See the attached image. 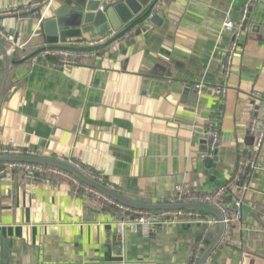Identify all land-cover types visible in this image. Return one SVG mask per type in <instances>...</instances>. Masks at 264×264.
Listing matches in <instances>:
<instances>
[{
  "label": "crops",
  "instance_id": "obj_1",
  "mask_svg": "<svg viewBox=\"0 0 264 264\" xmlns=\"http://www.w3.org/2000/svg\"><path fill=\"white\" fill-rule=\"evenodd\" d=\"M31 1L0 0V11ZM245 1L157 0L158 23L142 20L75 65L39 55L14 65L0 96V144L70 160L137 201L168 202L177 184L213 190L252 153L249 126L264 112V0H252L242 20ZM81 2L52 0L45 19ZM0 27L20 52L46 44L34 15L2 16ZM209 123L219 139L206 155ZM257 161L238 193L239 228L211 264H264V146ZM230 196L223 205L232 206ZM112 208L60 175L1 174L0 264H189L205 234L217 232L186 218L118 233Z\"/></svg>",
  "mask_w": 264,
  "mask_h": 264
},
{
  "label": "built area",
  "instance_id": "obj_2",
  "mask_svg": "<svg viewBox=\"0 0 264 264\" xmlns=\"http://www.w3.org/2000/svg\"><path fill=\"white\" fill-rule=\"evenodd\" d=\"M52 0H33L28 5L23 7H17L12 9H6L0 11V17L6 15H15L19 19L34 15L37 20V24L41 25L45 20L48 10L50 9ZM252 0H246L241 12V19H245ZM103 7L101 6V9ZM35 10V12H33ZM223 28L225 30H231L233 23L230 20L229 15H226L223 21ZM114 36L113 32H107L101 35H81L78 37L67 38L63 45L70 47H95L103 45L111 37ZM0 38L9 45V49L12 51L13 47V35L4 32L0 27ZM236 43L233 41L228 50V58L235 51ZM18 46V45H17ZM19 47V46H18ZM86 51H74L71 49H50L39 52L41 58L50 61V63L57 67H66L75 65L77 63V57L79 54L84 55ZM55 58V59H50ZM199 87V85H198ZM250 133L253 138L252 153L242 154L237 162L236 170L231 178L225 183L218 185L213 190L208 192H189L183 185L177 184L174 186L175 194L173 197L168 199V203H182V202H197V203H208L218 207L223 213V220L225 226L224 235L222 241L227 240L233 228H239L238 222L242 215V199L240 197H234L232 200L233 210L229 214L224 205L223 198L225 194L231 195L233 192H243L249 181V169L258 167V156L260 155L264 146V112L263 115L257 119L252 120L249 126ZM217 127L211 123L208 124L205 134L208 139L206 155L211 154L218 142V131ZM203 154V155H205ZM0 155H35L32 151H25L18 146H5L0 144ZM77 165V164H76ZM78 166V165H77ZM81 168V167H80ZM82 169V168H81ZM21 170L26 177L31 179H41L45 174L60 175L68 179L73 185L83 187L86 191L94 194L103 203L113 207L116 212L115 228L118 233H124L125 231H137L139 230L143 234H148L152 227L157 224L164 222H176L185 220L186 218H193L200 223L206 225H217L218 220L213 215H202L201 211L196 210H185V209H174V210H161V211H150L136 209L133 207L126 206L113 198L95 190L94 188L82 183L73 175L66 171L59 169L54 166H47L42 164H34L27 162H3L0 168V175L6 172ZM83 171L94 179L106 184L108 187L113 188L110 183L104 181L101 175H94L90 171L83 169ZM203 212V211H202ZM205 213V212H204ZM207 214V213H206ZM204 240H200L194 257L189 264H197L198 259L206 247ZM211 256H209L204 264H211Z\"/></svg>",
  "mask_w": 264,
  "mask_h": 264
},
{
  "label": "water",
  "instance_id": "obj_3",
  "mask_svg": "<svg viewBox=\"0 0 264 264\" xmlns=\"http://www.w3.org/2000/svg\"><path fill=\"white\" fill-rule=\"evenodd\" d=\"M156 2L157 0H84V2L73 6L67 5L57 11L54 16L47 18L42 22L46 44L21 58L13 57L9 45L0 38V96L5 86L7 76L14 65L37 55L43 50H94L115 40L130 27L138 24L144 19L158 23V21H160L159 17L151 13ZM101 6L103 7L102 9ZM145 7L146 10L142 12ZM125 24L128 25L118 31ZM110 30L115 31L116 33L103 45L95 47H70L63 45V42H65L67 38L81 36L83 32L91 31L93 35H101ZM206 161L209 163L211 160L210 158H206ZM0 162H27L57 167L73 175L79 181L95 190L126 206L136 209L150 211L185 209L203 211L213 215L218 220L216 225L217 232L202 251L197 264H204L206 259L212 254L223 238L225 231V226L222 222L223 213L214 205L197 202L171 204L168 202L154 203L133 200L89 176L83 171V169L70 160L36 155H0Z\"/></svg>",
  "mask_w": 264,
  "mask_h": 264
},
{
  "label": "trees",
  "instance_id": "obj_4",
  "mask_svg": "<svg viewBox=\"0 0 264 264\" xmlns=\"http://www.w3.org/2000/svg\"><path fill=\"white\" fill-rule=\"evenodd\" d=\"M33 12H35V10H33ZM11 46L13 47V50L11 51V52H12L11 54H12V56L15 57V58H21V57L27 55L29 52H32V51L35 49V47H34L33 49L25 48L22 52H20V51H19V48H18L17 45L12 44ZM49 58H50V59H55V58H51V57H49ZM225 182H226V181H225ZM225 182H224V183H225ZM221 184H223V183H221ZM221 184H219V185H221ZM89 196H91V198H93L92 195H89ZM234 197H239L238 193H234V192H233V195H232V199H231V200H233ZM231 202H232V201H231ZM224 207H225L226 211H227L229 214H231V212H232V210H233V206L228 207V206L224 205ZM112 210H113V208H112ZM155 212H157V211H155ZM201 214H202V215H208V213L206 214V212L204 213V212H202V211H201ZM208 226H210V227H214V228H215L216 225H208ZM210 227H208V228H210ZM208 228H207V229H208ZM214 233H215V231H213V232L210 231V232H207V233L205 234V238H206L205 243H206V244H208V243L213 239V237H214ZM210 256H212V254H211ZM193 257H194V256H193Z\"/></svg>",
  "mask_w": 264,
  "mask_h": 264
}]
</instances>
